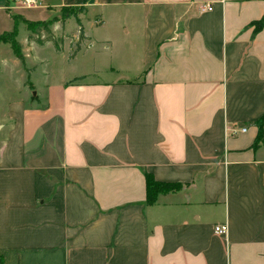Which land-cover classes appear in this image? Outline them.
I'll return each mask as SVG.
<instances>
[{
	"label": "crops",
	"instance_id": "crops-1",
	"mask_svg": "<svg viewBox=\"0 0 264 264\" xmlns=\"http://www.w3.org/2000/svg\"><path fill=\"white\" fill-rule=\"evenodd\" d=\"M19 1L3 0L38 11L17 14L27 22L53 14L64 38L59 51L27 41L19 21L0 264H264V0ZM80 6L78 41L61 16ZM144 174L179 189L147 205Z\"/></svg>",
	"mask_w": 264,
	"mask_h": 264
},
{
	"label": "trees",
	"instance_id": "trees-1",
	"mask_svg": "<svg viewBox=\"0 0 264 264\" xmlns=\"http://www.w3.org/2000/svg\"><path fill=\"white\" fill-rule=\"evenodd\" d=\"M87 0H84V3ZM83 11V7L77 8H65L62 10L61 20H65L69 17H73L75 19L76 24L78 25V41L81 40V28L79 26V21L77 20V15ZM14 23L21 21L26 31L28 32L27 41H32L36 44H43L45 42H50L53 46L55 51H59L62 40L64 36H60L55 38L51 32L49 27L56 21V20H48L46 22H27L21 20L20 18L12 17ZM255 29H259L261 26L264 25V14L260 18V20L253 23ZM8 44L14 57L23 64V57L21 54V47L19 43L15 40V30L6 34L0 35V44ZM78 51V42L75 43L73 50L71 51L70 57H72ZM81 78H77L72 80L71 82H75ZM263 122H264V115H262L256 122L257 132L253 142V145L256 146L260 143L263 139ZM144 183H145V203L147 205H152L157 195L168 193L171 191H176L179 189V185L172 184V183H162L155 181L151 175L144 174Z\"/></svg>",
	"mask_w": 264,
	"mask_h": 264
},
{
	"label": "rangeland",
	"instance_id": "rangeland-1",
	"mask_svg": "<svg viewBox=\"0 0 264 264\" xmlns=\"http://www.w3.org/2000/svg\"><path fill=\"white\" fill-rule=\"evenodd\" d=\"M17 6H23L21 1L16 2ZM0 35L12 32L15 30V40L23 39V35L25 33L24 27L20 22L14 23L12 17H16L19 13H24L31 17H37L38 11L32 9H23V10H15L14 8H6L3 0H0ZM53 14L45 15L43 19L51 20ZM73 28V26H72ZM46 60H48V71L53 74H58L59 69L58 60L54 61L51 57L50 53L47 50H43L40 53ZM0 60H2L3 67H0V120L4 118L6 115V109L9 104L15 103L19 101L22 97L19 93V74L20 68L13 63L16 61L13 57L11 50L7 45L1 47L0 49ZM81 57H78L77 62L75 64L76 73L82 71V63ZM42 70V69H41ZM41 70L37 72V76L42 77Z\"/></svg>",
	"mask_w": 264,
	"mask_h": 264
},
{
	"label": "built area",
	"instance_id": "built-area-1",
	"mask_svg": "<svg viewBox=\"0 0 264 264\" xmlns=\"http://www.w3.org/2000/svg\"><path fill=\"white\" fill-rule=\"evenodd\" d=\"M21 3L23 4V6L32 7V6H35L37 2L35 0H21ZM204 10L209 11L210 6L205 5V6L200 8V11H204ZM240 131L244 132L245 130L241 129ZM213 232H214V234L221 236V235L225 234L226 226L224 224L223 225H216L213 228Z\"/></svg>",
	"mask_w": 264,
	"mask_h": 264
}]
</instances>
